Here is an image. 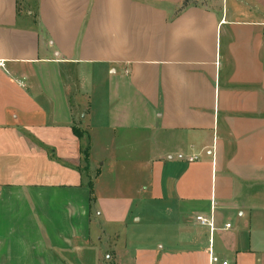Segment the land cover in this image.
Here are the masks:
<instances>
[{
	"label": "crops",
	"instance_id": "obj_1",
	"mask_svg": "<svg viewBox=\"0 0 264 264\" xmlns=\"http://www.w3.org/2000/svg\"><path fill=\"white\" fill-rule=\"evenodd\" d=\"M132 223V264H264V0H0V264Z\"/></svg>",
	"mask_w": 264,
	"mask_h": 264
},
{
	"label": "rangeland",
	"instance_id": "obj_2",
	"mask_svg": "<svg viewBox=\"0 0 264 264\" xmlns=\"http://www.w3.org/2000/svg\"><path fill=\"white\" fill-rule=\"evenodd\" d=\"M31 2L34 3L35 0H31ZM24 7H25V4H24ZM76 69L77 70L73 72V74L76 77V80L74 77H72V75L68 76V74L70 73L69 70L67 69L63 70L65 73V77L69 83V87L72 89H77V91L79 89L80 92H84L86 90L90 94H93V92L96 91V84L94 80H92V76H85L84 74L80 73L81 71H79L78 68ZM80 94L81 93H79V95ZM84 98H85L84 96L80 97L81 100H83ZM98 121L102 122L104 120L98 119ZM95 174H96L95 171H91L92 178H94ZM122 181H124L125 184L130 182L129 190L131 191L135 188L132 183L138 182L137 178H132V177L129 178V177L124 176V174L122 175V177H120V182ZM99 186L100 185L98 184V188ZM127 192L131 193L130 191H127ZM133 226H134V223L129 224L128 227L125 226L121 229V232H122L121 233L122 235L121 243H123L124 241V242H127V245H128V252L125 254L127 256V259L125 258V262L127 261V264H132L130 257H131V254L135 251L134 248H136L138 245L150 244L152 242V238H154L153 232L147 231L145 229H144L145 231H143L142 228H140V230L138 231H135L133 229ZM66 232H68V230ZM91 240L92 241L89 242L88 244H83L82 250L77 253L70 252V251H62V250H60L59 252L55 250L54 253L59 257L61 262L66 261L64 262L65 264H113L114 253L112 252V249L114 247L113 244L115 243V240L111 239L109 242L106 241L105 238H103L102 240H99V235L96 234L95 224L92 225V239ZM123 251H124V244H123Z\"/></svg>",
	"mask_w": 264,
	"mask_h": 264
},
{
	"label": "built area",
	"instance_id": "obj_3",
	"mask_svg": "<svg viewBox=\"0 0 264 264\" xmlns=\"http://www.w3.org/2000/svg\"><path fill=\"white\" fill-rule=\"evenodd\" d=\"M178 158L180 160H185L188 162H193L195 160H197V157L195 156H186L183 153L178 154ZM197 220L202 224V225H208L212 230L214 229V222L212 219H208L205 218L203 216H198ZM230 224H226V228H229ZM210 253H211V264L217 263L219 262V258L213 253V249L211 247L210 249ZM222 264H228L227 261H223Z\"/></svg>",
	"mask_w": 264,
	"mask_h": 264
},
{
	"label": "trees",
	"instance_id": "obj_4",
	"mask_svg": "<svg viewBox=\"0 0 264 264\" xmlns=\"http://www.w3.org/2000/svg\"><path fill=\"white\" fill-rule=\"evenodd\" d=\"M73 130L78 138L82 139L84 137V134H83L84 132L78 126H73ZM82 154L84 156L85 165L88 166L89 159H90V146L89 145L85 149L82 150ZM89 189H90L92 199L95 200L93 196L94 195V183L92 180L89 181Z\"/></svg>",
	"mask_w": 264,
	"mask_h": 264
}]
</instances>
